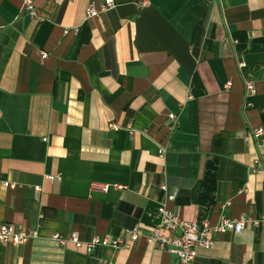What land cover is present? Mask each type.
I'll return each instance as SVG.
<instances>
[{
  "label": "crops",
  "instance_id": "crops-1",
  "mask_svg": "<svg viewBox=\"0 0 264 264\" xmlns=\"http://www.w3.org/2000/svg\"><path fill=\"white\" fill-rule=\"evenodd\" d=\"M32 1L34 18L0 0V227L37 237L0 242V264H176L146 238L167 192L200 226L264 216V167L245 140L264 131V0H114L96 17L103 0ZM135 227L130 248L52 238ZM213 239L194 264H264L263 226Z\"/></svg>",
  "mask_w": 264,
  "mask_h": 264
},
{
  "label": "built area",
  "instance_id": "built-area-1",
  "mask_svg": "<svg viewBox=\"0 0 264 264\" xmlns=\"http://www.w3.org/2000/svg\"><path fill=\"white\" fill-rule=\"evenodd\" d=\"M115 7L114 0H103L99 8H96L94 4L90 5L87 16L96 17ZM23 11L28 13L30 17H35V7L32 0H23ZM42 58H45L44 53L41 54ZM243 65L240 64V67ZM230 83L228 84V86ZM247 93L253 94L254 89L252 85H247ZM169 119L174 125L178 123L177 115L170 113ZM111 128L118 130L119 127L116 124H112ZM253 139L257 143L258 156L255 160V168L264 167V131L262 128H254L250 131V134L245 140ZM163 154V150L160 151ZM255 170V169H253ZM50 181H54L59 177L48 176ZM5 186L14 188V184L5 183ZM121 190L123 187L119 185H107L100 183H91V191H99L107 193L110 189ZM161 189L167 192L165 185L161 186ZM39 188L36 189V192ZM176 198L175 193H166V199L158 207L160 215L159 224L150 232L147 238V242L158 246L161 249H165L167 252L172 254L176 258V264H194L197 256V249H211L214 246L213 235L222 234L229 231L241 232L247 226L252 227H264V216L259 219H224L218 225L211 226L208 223L198 225L196 223L187 222L178 217L170 208L169 203L173 202ZM140 231L138 227L126 231L124 239H109L107 237H93L88 241H81L77 233H72L69 237H63L59 234L53 235V239L60 245H64L68 242L72 243L76 249L85 248L88 252H93L98 246L103 247H126L130 248L135 243L139 236ZM37 237L36 231H19L15 227L9 224L2 225L0 227V242L4 245L12 243L13 245H19L26 243L31 239ZM112 264V263H106Z\"/></svg>",
  "mask_w": 264,
  "mask_h": 264
}]
</instances>
